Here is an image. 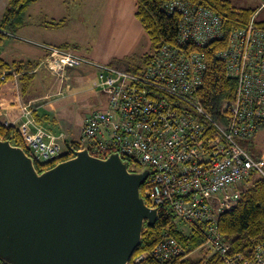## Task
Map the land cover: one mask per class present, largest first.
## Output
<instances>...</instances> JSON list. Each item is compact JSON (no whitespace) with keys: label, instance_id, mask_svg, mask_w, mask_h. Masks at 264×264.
Segmentation results:
<instances>
[{"label":"built area","instance_id":"2783aa9c","mask_svg":"<svg viewBox=\"0 0 264 264\" xmlns=\"http://www.w3.org/2000/svg\"><path fill=\"white\" fill-rule=\"evenodd\" d=\"M163 10L179 14L175 44L157 50L138 74L96 66L74 51L53 46H42L46 56L38 69L63 83L70 71L93 66L96 77L88 87L106 97L99 101V109L87 114L81 127L83 142H77L74 150L86 149L99 158L118 153L149 170L143 190L150 202L146 205L162 208L187 237L200 232L204 246L213 249L222 264H264V240L250 255L231 254V244L218 226L219 217L238 203L252 177L264 178V155L256 159L250 145L238 141L264 129V27L256 25L255 14L245 27L234 29L227 46L217 51L236 86L217 120L204 109L198 92L208 68L204 49L223 41L224 17L182 0L164 3ZM8 74L2 77L4 84ZM11 81L19 83V75ZM16 107L22 124L17 127L10 120L5 124L20 133L35 165L67 154L63 131L40 125L30 105ZM184 256L180 240L164 232L162 242L135 254L128 264L163 263Z\"/></svg>","mask_w":264,"mask_h":264},{"label":"water","instance_id":"95a60500","mask_svg":"<svg viewBox=\"0 0 264 264\" xmlns=\"http://www.w3.org/2000/svg\"><path fill=\"white\" fill-rule=\"evenodd\" d=\"M39 172L0 139V260L8 264H128L158 209L140 194L149 170L86 149Z\"/></svg>","mask_w":264,"mask_h":264},{"label":"trees","instance_id":"16d2710c","mask_svg":"<svg viewBox=\"0 0 264 264\" xmlns=\"http://www.w3.org/2000/svg\"><path fill=\"white\" fill-rule=\"evenodd\" d=\"M37 0H8V6L3 13L0 20V44L4 42L10 34L25 27L28 19V9L35 4ZM136 12L135 17L141 22L145 32H147L150 42L156 52L166 44H175V39L178 34V25L180 22L179 14L170 15L163 10V5L166 2L174 0H135ZM189 2L194 7H203L212 10L217 15L224 17L223 29L225 36L223 41L212 42L204 49L206 53V60L208 64L205 73L204 83L202 89L198 92V98L204 109L208 111L214 119L220 120L222 115V107L227 100H231L234 96L236 86L235 82L226 75V65L221 63L217 57V51L224 49L228 44V36L234 29L245 27L248 22L254 17L258 9L252 7H245L237 9L233 7L229 0H182ZM66 20L59 22L44 21L41 25L46 28L59 29L65 25ZM256 25L264 27V22H257ZM65 49H69L66 45ZM154 56V55H153ZM147 55L143 57L142 66H131L129 63L124 65L121 70L128 73L138 74L143 70L144 66L153 57ZM40 62L36 61H14L9 63L0 58V89L4 85L2 80L5 72L9 74L6 76L8 81L14 79V75H19V84L21 85V93L25 95L33 86V81L36 78V70ZM37 116L35 115V118ZM40 121V120H39ZM0 139L9 140L14 146L21 147L27 152L26 142L18 133V131L0 119ZM77 145H75L76 147ZM248 148V146H246ZM72 150L76 148H71ZM253 152V151H252ZM254 153V152H253ZM72 156V152H67L65 156L57 158L43 166L36 164L39 172L55 167L61 161ZM257 155L255 157H259ZM124 160H126L124 158ZM129 166L135 171L141 168L137 163L129 161ZM129 167V168H130ZM146 183V182H145ZM146 185L141 187V196L147 204L149 200L143 194ZM238 203L228 212L219 217L218 226L219 232L231 244V254L250 255L255 244L264 240V178L252 177L241 192ZM159 219L154 226L144 227L142 235V243L136 251V255L142 252L150 251L162 242L163 233L169 232L172 237L180 240L186 256L182 258H175V260L164 261L163 263L152 262L148 264H205L203 259L193 260L191 255L197 251L198 248L204 247V238L200 232L192 233L187 237L182 232L174 227V223L170 216L161 208L159 209ZM0 264H8L0 260ZM207 264H222L221 261L216 260V256L208 260Z\"/></svg>","mask_w":264,"mask_h":264},{"label":"rangeland","instance_id":"374dc122","mask_svg":"<svg viewBox=\"0 0 264 264\" xmlns=\"http://www.w3.org/2000/svg\"><path fill=\"white\" fill-rule=\"evenodd\" d=\"M229 1L237 9L245 7L258 9L255 13L257 14L255 21L256 23L264 22V7L260 8L263 0ZM36 2L33 4L34 6L31 5V8L28 9L27 14L30 22L33 24L44 21L59 22L63 19L66 22L57 30L49 28L47 33H38L37 36L33 35L34 37L27 33L24 34L22 32L26 31L21 32L20 30L16 31L15 34H10L8 38L18 45L21 44L26 52L34 51L35 47H39L38 45L41 44L38 40L42 41L44 38L42 36L50 34L58 35L60 39L72 36V43L74 42V44L70 47L74 49L69 48L68 50L87 58L96 66L105 65L117 69L124 68L126 63L133 67L142 66L143 57L153 56L155 53L147 32L134 15L137 10L135 0H40ZM83 4H86L87 7H83L86 16L82 18L76 11ZM79 19H82V24L79 23ZM75 75L89 77L88 73L85 75L81 70L69 72V77L64 81V85L69 83L70 87L64 91L63 106L58 108L57 116L60 124L71 130L72 139L82 143L81 127L87 118V114L99 109L101 107L99 101H103L106 96L89 89L88 82L77 79ZM225 104L222 107L223 112L225 111ZM0 118L4 119L3 114H0ZM46 125L50 126L51 129L53 128L50 123ZM241 140H244L247 146L250 145L249 149L254 152H252L254 157L260 155L255 157L256 159L264 155V129L251 139L239 138L238 141ZM185 227L186 224L178 228ZM213 254V249L204 246L198 248L191 255V258L196 261L203 259L207 264Z\"/></svg>","mask_w":264,"mask_h":264},{"label":"crops","instance_id":"0c3cea01","mask_svg":"<svg viewBox=\"0 0 264 264\" xmlns=\"http://www.w3.org/2000/svg\"><path fill=\"white\" fill-rule=\"evenodd\" d=\"M53 4H55V2H53ZM7 6H8V0H0V20L2 19L3 13L5 12ZM80 7L81 8L76 12L79 14V16L83 18V16H86V12L84 8L87 7V5L83 4V6ZM78 21L80 24H82L81 22L82 19H79ZM41 23L42 22H37L36 24H33L27 19V23L25 27L20 29V31L21 32L26 31L22 33L24 34L27 33L32 36L33 35L37 36L38 33H47L50 27L46 28L45 26L41 25ZM53 30H57V29H53ZM8 37L5 38L4 42L0 44V58L3 61L5 60L9 63H12L14 61H27V60L36 61V62L42 61V59L46 56V50L42 46H48V47L53 46L58 48L61 47L64 48L63 46L66 45L68 48L74 49L70 47V45L74 44V42L72 43L73 41L72 36H70L69 38L60 39L58 35L53 36L50 34L49 35L46 34L42 36L44 37L42 41L38 40L39 43L41 44L38 45L39 47H35L36 49L31 53L26 52V50L23 49V46L21 44L18 45L16 42L15 43L12 42ZM36 41H34V43H37ZM92 67L93 66L91 65L85 64L84 66L74 69L75 71L81 70L83 73H85V75L87 73L89 74V77L87 76L81 77L75 75L76 78L82 79L83 81L89 83L91 80H93L96 77V69ZM74 70L72 71L74 72ZM35 72H36V78L33 81L34 84L25 95L21 93V85L19 83L16 84L14 81H8L0 89V111H1L0 114H3L4 117L3 121L4 122L7 120L13 121L15 122V125L18 127L19 125L22 124V120L19 119L18 110L16 106L19 103H23L27 106L30 105V107H32L34 111L33 116L34 118L35 115L37 116L35 119L40 125L45 126L47 129L51 131L53 130L63 131L65 133L64 151L66 153L72 152L71 148H76L75 145H77V141L75 139H72V135L70 134L71 130L61 125L59 122V117L57 116L58 113L57 111H59L58 108L63 106L64 93H65L64 91L69 89L70 84L68 83L64 85V82L62 83L59 79H57V77L50 75L47 71H45L42 68L37 69ZM3 89L5 90L3 91ZM48 123L51 124V126L53 127L52 129L49 128L50 126L46 125Z\"/></svg>","mask_w":264,"mask_h":264},{"label":"flooded vegetation","instance_id":"af4514ba","mask_svg":"<svg viewBox=\"0 0 264 264\" xmlns=\"http://www.w3.org/2000/svg\"><path fill=\"white\" fill-rule=\"evenodd\" d=\"M141 170H142V169L139 168V169H136V171H135L134 169L130 168V171H131V172H141Z\"/></svg>","mask_w":264,"mask_h":264}]
</instances>
